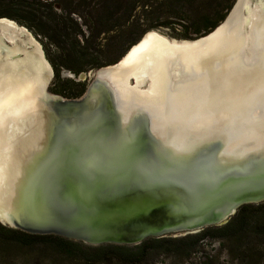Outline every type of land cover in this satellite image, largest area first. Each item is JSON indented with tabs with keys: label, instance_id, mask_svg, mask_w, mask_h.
Instances as JSON below:
<instances>
[{
	"label": "water",
	"instance_id": "95a60500",
	"mask_svg": "<svg viewBox=\"0 0 264 264\" xmlns=\"http://www.w3.org/2000/svg\"><path fill=\"white\" fill-rule=\"evenodd\" d=\"M244 1L235 0L200 37L161 35L176 44L203 43L234 11L239 20L245 17ZM149 33L158 32L146 31L116 62L79 72L78 80L89 78L79 97L49 93L47 81L34 106L29 103L15 121L24 132L7 138L9 127L0 131V224L93 246L134 245L225 224L240 206L264 201V125L246 133L247 106L231 105L222 114L224 103L208 104L216 106L218 119L230 117L228 123L204 119L195 130L187 117L180 129L157 132L142 107L118 102L110 78ZM127 80L128 87L135 84L132 75Z\"/></svg>",
	"mask_w": 264,
	"mask_h": 264
},
{
	"label": "bare ground",
	"instance_id": "6f19581e",
	"mask_svg": "<svg viewBox=\"0 0 264 264\" xmlns=\"http://www.w3.org/2000/svg\"><path fill=\"white\" fill-rule=\"evenodd\" d=\"M262 3L258 0L249 6V0H245V17L239 20L234 11L228 23L203 43L176 44L161 34L149 33L110 78L118 102L123 107H142L157 132H164L165 127L180 129L182 118L187 117H192L188 124L195 130L205 120L228 123L230 117L218 119L213 116L216 106L211 109L208 104L224 103L218 108L222 114L228 113L231 105L247 106L246 133H257L259 124L264 125ZM15 49L24 51L22 59L0 71V131L9 127L3 134L7 138L15 130L24 132L23 128H15V121L22 120L29 103L34 106L50 77V67L30 31L0 20V53L14 58ZM130 75L135 84L128 87ZM0 176L3 178L4 172Z\"/></svg>",
	"mask_w": 264,
	"mask_h": 264
},
{
	"label": "trees",
	"instance_id": "16d2710c",
	"mask_svg": "<svg viewBox=\"0 0 264 264\" xmlns=\"http://www.w3.org/2000/svg\"><path fill=\"white\" fill-rule=\"evenodd\" d=\"M135 1L65 0L58 11L47 0H0V17L20 20L46 38L51 45L46 52L57 75L60 67L78 73L116 62L130 46L120 14ZM72 13L79 15L81 23ZM84 89L83 84L77 94L68 97H76ZM205 239L217 241L227 259L221 261L216 254L190 261ZM159 253L171 258L167 264H264V201L240 206L225 224L179 237H149L134 245L93 246L0 224V264H158L152 259ZM63 257L66 261H61Z\"/></svg>",
	"mask_w": 264,
	"mask_h": 264
},
{
	"label": "rangeland",
	"instance_id": "374dc122",
	"mask_svg": "<svg viewBox=\"0 0 264 264\" xmlns=\"http://www.w3.org/2000/svg\"><path fill=\"white\" fill-rule=\"evenodd\" d=\"M47 1L59 6L65 0ZM234 1L235 0H136L121 11V24L125 32L129 35L131 41L130 46L138 41L148 30H155L170 38L195 39L216 27L227 15ZM72 15L81 23L77 13H72ZM7 18L14 20L18 25L26 27L41 46L44 56L53 70L47 84V91L49 93L59 94L66 98H75L68 96L77 94L83 84L86 88L89 78L78 80L77 74L79 72L73 73L70 69L60 67V69H58L59 75L56 74L46 52V48H51V45H48L44 36L38 34L33 28H30L20 20L11 17ZM115 31L116 30L112 31L110 34L115 33ZM110 34H108V36H110ZM100 37L103 38L105 35L101 34ZM101 42L104 43V40H101ZM129 47H127L126 50ZM126 50H124L121 56ZM14 51L17 53L14 58L10 55L3 56L2 53H0V71L3 67H9L8 63L19 62L22 59L24 51L22 49H15ZM20 53L21 55H19ZM116 55L115 53V55L112 56L115 57ZM91 69L95 68H90L86 71ZM2 74L3 73L0 72V78L3 76ZM199 250V252L191 254L189 258L190 261L196 262L200 255L214 256L216 254H219V260L221 261L227 259L225 251L220 249L217 241L213 242L210 241V239H205L201 243ZM155 256L156 257L152 260L158 264H167L171 261V258L164 253H159ZM61 261H66V257H63ZM41 264H47V262Z\"/></svg>",
	"mask_w": 264,
	"mask_h": 264
},
{
	"label": "flooded vegetation",
	"instance_id": "af4514ba",
	"mask_svg": "<svg viewBox=\"0 0 264 264\" xmlns=\"http://www.w3.org/2000/svg\"><path fill=\"white\" fill-rule=\"evenodd\" d=\"M55 6H56V5H55ZM55 8H56V7H55ZM56 10H58V11H59V10H60V7L58 6V7L56 8ZM80 72H81V71H80Z\"/></svg>",
	"mask_w": 264,
	"mask_h": 264
}]
</instances>
